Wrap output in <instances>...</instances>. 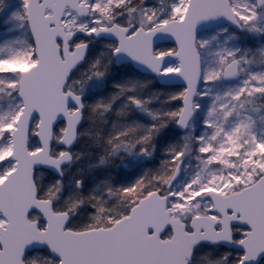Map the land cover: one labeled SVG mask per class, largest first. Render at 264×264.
Listing matches in <instances>:
<instances>
[{"label": "snow or ice", "instance_id": "6c2138e0", "mask_svg": "<svg viewBox=\"0 0 264 264\" xmlns=\"http://www.w3.org/2000/svg\"><path fill=\"white\" fill-rule=\"evenodd\" d=\"M0 264H264V0H0Z\"/></svg>", "mask_w": 264, "mask_h": 264}]
</instances>
